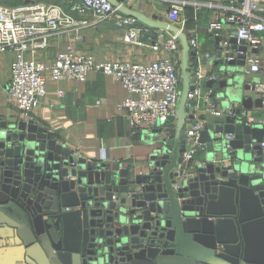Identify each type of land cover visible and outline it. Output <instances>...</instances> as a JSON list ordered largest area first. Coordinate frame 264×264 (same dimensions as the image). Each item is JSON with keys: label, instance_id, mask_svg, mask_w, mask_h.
I'll return each instance as SVG.
<instances>
[{"label": "water", "instance_id": "obj_1", "mask_svg": "<svg viewBox=\"0 0 264 264\" xmlns=\"http://www.w3.org/2000/svg\"><path fill=\"white\" fill-rule=\"evenodd\" d=\"M108 1L179 40L180 92L163 122L167 136L147 171L132 174L117 162L77 155L33 120L0 122V264H264V125L243 119L264 117V95L253 93L255 83L218 81L216 95L235 115L200 117L198 141L207 154L189 171L182 158L193 89L188 36L162 17ZM229 42L241 52L236 59L224 65L220 50L217 56L221 72L233 75L247 45ZM226 133L234 134L229 147Z\"/></svg>", "mask_w": 264, "mask_h": 264}, {"label": "built area", "instance_id": "obj_2", "mask_svg": "<svg viewBox=\"0 0 264 264\" xmlns=\"http://www.w3.org/2000/svg\"><path fill=\"white\" fill-rule=\"evenodd\" d=\"M129 5L131 0H120ZM200 6L212 11L206 31L209 37L218 38L217 48L224 65L241 53L231 50L230 37L243 40L247 45L244 53V73H257L261 70L264 50V0H206L191 2L173 0L165 14L164 21L184 27L182 12L185 5ZM130 6V5H129ZM89 13L101 20H110L116 27L124 30L123 40L130 43L137 41L142 35L148 39L145 45L152 51L164 54L157 59L144 61H111L95 59L91 55H78L74 48L67 44L62 51L56 53L50 64L34 58L37 51L46 48L48 39L66 32H74L80 38L79 29L88 24L87 19H78L74 14ZM137 21L118 10L108 0H73L67 7L29 1L18 5H0V52L11 51L14 58L10 63V83L7 96L21 112L25 120H32L35 110L46 94L47 78L52 81L72 80L84 83L89 72L113 76L127 92V96L119 103L124 110L130 126V134L135 137L140 132H150L174 114L179 99L180 79V43L175 34L154 33L145 25L137 26ZM190 50L194 53L187 107L188 114L183 127L184 151L183 165L191 163L199 151H205V145L199 143V135L205 121L200 117L215 119L217 117L234 116V105L224 106L217 97L218 81L227 79V73L218 70L203 71V59H210L209 52H202L196 35L188 37ZM256 48L257 53H252ZM47 74V76H46ZM214 84L204 89V83ZM252 84V83H251ZM249 84V85H251ZM254 94L264 95V82L255 83ZM58 92V96H62ZM99 103V102H98ZM249 126L264 125V117L248 113L245 118ZM234 134L222 135L225 147ZM264 146L263 143H261ZM205 162H202L204 164ZM181 164L179 165V169ZM179 184H175V189Z\"/></svg>", "mask_w": 264, "mask_h": 264}, {"label": "crops", "instance_id": "obj_3", "mask_svg": "<svg viewBox=\"0 0 264 264\" xmlns=\"http://www.w3.org/2000/svg\"><path fill=\"white\" fill-rule=\"evenodd\" d=\"M43 1L63 7L73 2V0H39V2ZM171 1L173 0H131L129 5L148 16L157 15L164 20ZM0 4L10 5L9 0L6 2L0 0ZM74 16L88 20V24L79 29L80 38L76 39L74 32L51 37L48 39L46 48L36 52L34 56L36 60L50 64L56 53L62 51L67 44H70L78 55H91L95 59L111 61L148 62L164 54L161 51L149 49L145 45L148 39L142 35L136 38L137 41L142 42L140 44L125 42L124 30L116 27L110 20H101L89 13L74 14ZM181 16L184 20L183 32L188 37L196 35L202 52L211 54L210 59H203V71L218 70L220 72L222 66L218 64V48L215 39L209 37L206 31L212 11H205L200 6L189 7L182 12ZM136 25L143 26L138 21ZM153 32L162 33L164 36L169 33L160 29H153ZM262 37L264 40V33ZM262 48L264 49V46ZM260 53L262 63L259 72L246 74L242 68L237 67L238 72L233 75L227 73V79L236 78L242 85L263 83L264 50ZM13 58L14 53L11 51L0 52V122H13L23 118L21 112L7 96L11 79L10 63ZM191 59L193 64V57ZM203 87L205 90L209 88L207 82ZM59 91L63 93L62 96H58ZM126 96V90L113 76L89 72L84 83L72 80L52 81L47 78L46 94L35 110L32 120L50 131L59 144L74 150L79 156L88 160L101 159L108 163L117 162L123 168H129L132 174L145 173L150 157L162 146L167 136V127L161 123L153 131L140 132L135 137L131 136L124 110L119 107V103ZM222 101L220 98L221 103ZM253 114L260 115L258 112ZM207 122H213V119L207 117ZM206 154V150L199 151L194 160L185 167L193 171L204 160Z\"/></svg>", "mask_w": 264, "mask_h": 264}, {"label": "trees", "instance_id": "obj_4", "mask_svg": "<svg viewBox=\"0 0 264 264\" xmlns=\"http://www.w3.org/2000/svg\"><path fill=\"white\" fill-rule=\"evenodd\" d=\"M29 1H34V0H9V3H10V5H18V4H22V3H25V2H29ZM189 7L194 8L192 5L188 4V5L184 6V10H186ZM203 10L208 11L206 9H203Z\"/></svg>", "mask_w": 264, "mask_h": 264}, {"label": "rangeland", "instance_id": "obj_5", "mask_svg": "<svg viewBox=\"0 0 264 264\" xmlns=\"http://www.w3.org/2000/svg\"><path fill=\"white\" fill-rule=\"evenodd\" d=\"M5 2H6V0H4ZM37 1H39V0H37ZM41 1V0H40ZM44 2V1H43ZM0 5H6V4H0Z\"/></svg>", "mask_w": 264, "mask_h": 264}]
</instances>
